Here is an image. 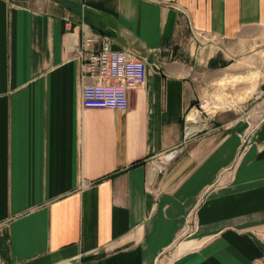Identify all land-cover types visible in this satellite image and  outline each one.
<instances>
[{"label":"crops","instance_id":"crops-1","mask_svg":"<svg viewBox=\"0 0 264 264\" xmlns=\"http://www.w3.org/2000/svg\"><path fill=\"white\" fill-rule=\"evenodd\" d=\"M104 36L124 110L80 103ZM263 94L264 0H0V264H264Z\"/></svg>","mask_w":264,"mask_h":264},{"label":"built area","instance_id":"built-area-1","mask_svg":"<svg viewBox=\"0 0 264 264\" xmlns=\"http://www.w3.org/2000/svg\"><path fill=\"white\" fill-rule=\"evenodd\" d=\"M102 39L98 49L78 50L80 103L83 108L124 110L130 105V91L146 79L147 58L128 48L114 49L108 37Z\"/></svg>","mask_w":264,"mask_h":264},{"label":"rangeland","instance_id":"rangeland-1","mask_svg":"<svg viewBox=\"0 0 264 264\" xmlns=\"http://www.w3.org/2000/svg\"><path fill=\"white\" fill-rule=\"evenodd\" d=\"M211 108L215 110L214 113L215 115L209 113L208 110ZM193 109H196L197 112L200 113L202 119L206 121L205 124H207V126L210 125L211 122H215L217 109L214 108L213 106L209 104L207 105L205 103V107L197 106L192 108L190 111H192ZM253 109L257 110V114H255V118H251V119L253 123L258 124V122L264 120V94L261 97H252L251 99L249 98V100L241 102L240 107L237 109L239 114H236V116H240V117L242 116L246 118L249 116V111H252ZM207 126H203L200 130L197 131V133L200 132L202 129H205V127Z\"/></svg>","mask_w":264,"mask_h":264},{"label":"trees","instance_id":"trees-1","mask_svg":"<svg viewBox=\"0 0 264 264\" xmlns=\"http://www.w3.org/2000/svg\"><path fill=\"white\" fill-rule=\"evenodd\" d=\"M216 64H217L216 60L213 59V60L210 61V65L211 66H216Z\"/></svg>","mask_w":264,"mask_h":264},{"label":"bare ground","instance_id":"bare-ground-1","mask_svg":"<svg viewBox=\"0 0 264 264\" xmlns=\"http://www.w3.org/2000/svg\"><path fill=\"white\" fill-rule=\"evenodd\" d=\"M212 112V111H211ZM201 120V119H200Z\"/></svg>","mask_w":264,"mask_h":264}]
</instances>
